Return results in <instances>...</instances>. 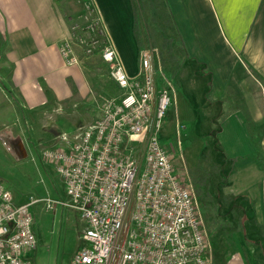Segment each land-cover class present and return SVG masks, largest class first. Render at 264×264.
<instances>
[{
	"label": "crops",
	"instance_id": "1",
	"mask_svg": "<svg viewBox=\"0 0 264 264\" xmlns=\"http://www.w3.org/2000/svg\"><path fill=\"white\" fill-rule=\"evenodd\" d=\"M165 1L179 41L201 68L188 70L196 78L193 87L174 101H188L194 110L191 101H231L217 134L223 153L234 160L227 188L252 201L264 232V0ZM91 11L126 71L138 74L133 0H0V41L8 42L0 54V101H8L4 90L15 93L26 111L53 101H93L83 66L67 63L60 49L73 40L75 17ZM197 115L196 109L193 120ZM227 250L226 256L218 253L222 264H264L261 243H227Z\"/></svg>",
	"mask_w": 264,
	"mask_h": 264
},
{
	"label": "built area",
	"instance_id": "2",
	"mask_svg": "<svg viewBox=\"0 0 264 264\" xmlns=\"http://www.w3.org/2000/svg\"><path fill=\"white\" fill-rule=\"evenodd\" d=\"M76 27L75 40L60 46L69 64L82 62L75 44L91 51L102 33L96 22L84 33ZM106 41L103 57L123 93L107 98L76 139L43 151L67 195L48 205L73 208L86 223L72 264H212L192 193L160 136L171 90L159 84L151 51H141L139 72L130 75ZM38 201L18 202L0 182V264H29L27 253L38 244L32 210Z\"/></svg>",
	"mask_w": 264,
	"mask_h": 264
},
{
	"label": "rangeland",
	"instance_id": "3",
	"mask_svg": "<svg viewBox=\"0 0 264 264\" xmlns=\"http://www.w3.org/2000/svg\"><path fill=\"white\" fill-rule=\"evenodd\" d=\"M135 3L141 51H151L158 82L172 93L173 102L160 131L161 140L171 154L179 178L192 193L213 264H222L218 253L229 254L227 243L264 245V232L252 201L245 195L231 194L227 188L234 160L223 153L217 134L224 111L232 109L231 101L225 105L191 101L198 111L194 120L195 110L188 101H174L180 92L193 87L196 78L188 75V70L199 72L201 68L179 41L165 0H135ZM90 14L84 18L76 16L72 28L77 26L76 31L84 33L87 25L96 22L102 29L101 38L91 51L75 44L93 88V101H53L26 111L15 93L2 91L8 101H0V182L13 192L18 202L31 197L39 200L32 209L38 244L28 256L29 264H72L73 257L85 244L86 223L80 214L70 207L48 205L47 199L59 201L67 195L56 164L44 158L43 151L65 146V137L76 139L97 120L107 98L123 93L112 77L111 63L103 57L107 36L96 13ZM7 43L4 39L0 41V54H4ZM253 75L257 76L254 72ZM180 110L185 113L179 114Z\"/></svg>",
	"mask_w": 264,
	"mask_h": 264
},
{
	"label": "trees",
	"instance_id": "4",
	"mask_svg": "<svg viewBox=\"0 0 264 264\" xmlns=\"http://www.w3.org/2000/svg\"><path fill=\"white\" fill-rule=\"evenodd\" d=\"M133 3L135 4V9H136V3H135V0H133ZM135 33H136V35H137V38H138V41H139V45H141L140 40H139V36H138V30H137V17H136Z\"/></svg>",
	"mask_w": 264,
	"mask_h": 264
}]
</instances>
